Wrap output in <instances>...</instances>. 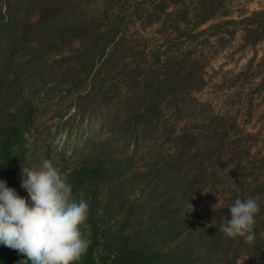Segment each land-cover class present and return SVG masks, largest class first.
I'll list each match as a JSON object with an SVG mask.
<instances>
[{
    "label": "trees",
    "instance_id": "trees-1",
    "mask_svg": "<svg viewBox=\"0 0 264 264\" xmlns=\"http://www.w3.org/2000/svg\"><path fill=\"white\" fill-rule=\"evenodd\" d=\"M84 2L0 0V180L27 198V191L21 187L22 167L31 151L28 135L36 121L34 96L39 92L38 81L44 80L47 97L59 85L69 96L76 85L87 81L89 101L79 108L83 113L90 105L109 108L122 81L114 84L111 78L119 75L131 85H139L137 93L120 101L108 124L113 132L121 122L126 154L120 155L117 162L102 164V157H110L109 143L88 137L81 141L80 152L89 156L98 150L99 154L67 176L89 204L85 223L90 246L76 264H264V156L255 158L257 155L252 156L251 149L242 145L254 134L240 127L234 132L219 128L208 133L178 130L174 126L178 112L169 117L174 124L168 127V117L162 113L179 110L177 93L190 82L193 65L181 73L170 65L171 60L151 55L150 60L145 57L142 68L141 64L131 66L128 61L134 50L127 46L123 17L102 13L108 0L99 13L87 17L80 9ZM210 2L159 0L149 16H142L141 10L133 6L128 12L129 21L133 22L132 28L146 19L154 24L161 19L156 13L161 12L168 18L172 35L180 39L212 19L213 12H206ZM22 10L31 13L32 20L22 17ZM261 15L264 11L241 21L251 23L246 32L255 34L262 29L254 23ZM51 61L59 65L54 72L58 83L54 85L49 83L47 72ZM162 69L164 75H160ZM77 79L74 86L72 80ZM259 86V90L264 88V78ZM223 142L229 143L226 154L216 155ZM211 153L218 158L210 160L214 156ZM221 166L223 175L235 176V181L225 187L227 197L222 204L203 211L187 208L198 190L221 183ZM135 189L139 197L130 200ZM102 191L106 193L100 200ZM257 195L261 211L255 217L254 244L219 232L221 223L230 219L229 206L236 198ZM25 259L0 244V264H20Z\"/></svg>",
    "mask_w": 264,
    "mask_h": 264
},
{
    "label": "rangeland",
    "instance_id": "rangeland-1",
    "mask_svg": "<svg viewBox=\"0 0 264 264\" xmlns=\"http://www.w3.org/2000/svg\"><path fill=\"white\" fill-rule=\"evenodd\" d=\"M88 1L90 0H85L80 5L81 12L87 17L99 13L102 4L107 0ZM158 1L108 0V5L104 7L102 13L123 17L127 46L134 50L128 61L131 66L141 64L140 68H142L145 57H149L150 60L151 55L160 57L162 61L171 60L170 65L181 73L186 71L187 66L193 65L195 72L190 77V82L177 93L179 110L173 108L162 113L164 117H168L165 118L166 124H169L170 128L173 127L174 121L169 117L178 112L174 126L178 130L187 129L190 133L200 130L208 133L216 128L234 132L240 127V130L254 134L248 140L244 139L245 143L242 145L248 146L252 156L257 155L255 158H262L264 156V88L259 90V84L264 78V15L254 20V23H258L262 28L255 34L246 32L250 22L241 21L252 17L254 12H263L264 0H210L211 4L207 6L206 12L207 10L213 12L212 19L190 36L180 39L172 35L170 25L167 23L168 18L161 12L156 13V18H161L156 23L151 24L146 19V21H137L138 24L132 28L133 22L129 21L131 15L128 13L132 7H138L142 16H149L151 7ZM20 14L26 17V20H32L31 13L27 15L25 10H22ZM232 20L237 23H231ZM127 25H130V28L126 30ZM67 51L65 49L63 52ZM49 66L47 70L51 76L49 83L54 85L58 83L54 81V72L59 65H52L51 61ZM164 74L165 71L162 69L160 75ZM111 79L114 84L119 80L122 81L118 86L119 93L115 94L116 97L107 106L109 108L106 109L104 106L98 110L96 105H90L83 113L79 108L84 106L87 100L89 101L86 95L90 90L86 86L87 81L76 85L78 79L72 80V84L78 87L69 96L65 95L66 88L59 85L56 92L48 97L44 94V80L38 81L36 88L39 92L34 96L36 121L28 135L32 145L24 167H37L44 159H49L67 177L71 172L88 165L99 154L98 150L93 153L88 152L89 156L80 152L83 147L81 141L88 137L109 143L110 157H102V164L117 162L120 160V155L126 154L121 122L116 124L113 132L109 131L108 124L114 117L112 115L118 111L116 109L120 101L127 100L129 96L137 93L139 85L135 82L131 85L119 75L112 76ZM50 84L48 86H51ZM202 125L204 126L201 127ZM91 132L94 134L93 137L90 135ZM228 144V142L219 144L220 148L215 154L220 153L224 156ZM132 148L131 146L130 149ZM216 155L209 159L218 158ZM221 160L222 163L226 161L224 157ZM223 172L225 170L221 166L219 168L221 183L218 186L198 190L187 208L203 211L217 203L216 206L222 204L227 197L226 185L235 181L234 175H223ZM103 192L106 193V191L101 192L100 200L104 198ZM73 197L77 201L85 200V197L77 192L76 186H73ZM138 197L139 190L135 189L130 194V200H137ZM126 198L124 196V200ZM82 231L88 238L87 228L82 227Z\"/></svg>",
    "mask_w": 264,
    "mask_h": 264
},
{
    "label": "clouds",
    "instance_id": "clouds-1",
    "mask_svg": "<svg viewBox=\"0 0 264 264\" xmlns=\"http://www.w3.org/2000/svg\"><path fill=\"white\" fill-rule=\"evenodd\" d=\"M21 187L27 191V198L0 180V244L27 258L20 264L80 261L90 246L82 231L87 227L89 204L74 199L72 184L49 159L37 167H22ZM259 201V195L236 198L229 206L230 219L221 223L219 232L254 244Z\"/></svg>",
    "mask_w": 264,
    "mask_h": 264
}]
</instances>
